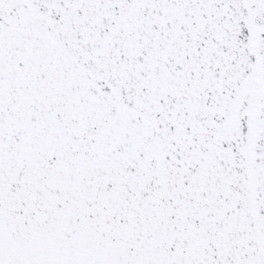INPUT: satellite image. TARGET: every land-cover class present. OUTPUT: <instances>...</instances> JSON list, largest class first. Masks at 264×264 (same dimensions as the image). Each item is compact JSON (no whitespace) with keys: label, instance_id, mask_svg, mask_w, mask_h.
I'll list each match as a JSON object with an SVG mask.
<instances>
[{"label":"snow or ice","instance_id":"obj_1","mask_svg":"<svg viewBox=\"0 0 264 264\" xmlns=\"http://www.w3.org/2000/svg\"><path fill=\"white\" fill-rule=\"evenodd\" d=\"M0 264H264V0H0Z\"/></svg>","mask_w":264,"mask_h":264}]
</instances>
